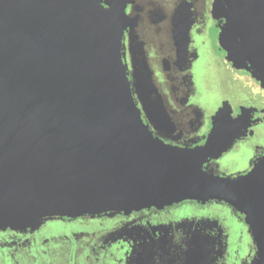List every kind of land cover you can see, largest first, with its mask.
I'll use <instances>...</instances> for the list:
<instances>
[{"label": "water", "instance_id": "1", "mask_svg": "<svg viewBox=\"0 0 264 264\" xmlns=\"http://www.w3.org/2000/svg\"><path fill=\"white\" fill-rule=\"evenodd\" d=\"M124 8L0 0V230L215 200L243 215L264 264V153L234 178L202 170L251 135L264 110L234 115L223 101L193 148L154 137L122 60ZM210 14L223 60L264 91V0H213Z\"/></svg>", "mask_w": 264, "mask_h": 264}, {"label": "flooded vegetation", "instance_id": "2", "mask_svg": "<svg viewBox=\"0 0 264 264\" xmlns=\"http://www.w3.org/2000/svg\"><path fill=\"white\" fill-rule=\"evenodd\" d=\"M212 1L125 0L130 27L122 36V60L132 95L153 136L168 145H202L211 128L210 119L206 122L204 111L192 102L196 96L193 66L199 50L211 55L223 90L225 80L233 76L241 84L229 86L238 98L237 106L254 107V117L263 118L259 111L264 110V91L247 73L232 69L217 50ZM258 125L264 137V120L246 137L253 136ZM246 137L218 159L204 163L202 170L228 178L250 170L264 147L254 146L255 156L247 169L225 175L221 165L223 156L235 151V144ZM52 224L65 228L52 229ZM61 251L63 264H257L256 247L243 215L215 200H183L127 213L54 217L34 229L0 230V264H54V256Z\"/></svg>", "mask_w": 264, "mask_h": 264}, {"label": "rangeland", "instance_id": "3", "mask_svg": "<svg viewBox=\"0 0 264 264\" xmlns=\"http://www.w3.org/2000/svg\"><path fill=\"white\" fill-rule=\"evenodd\" d=\"M199 51V57L196 62H194L193 66V82L196 89V96L192 102L204 111L203 115L206 122L209 121L212 114H214L223 101H227L233 111L237 112L238 108L241 106H237L238 98L235 97L229 86L231 84H238V86L241 87V84L239 82H235L237 79L233 76L230 80H225L224 84L226 89L223 90L221 86L223 82L220 80V77L214 68V61L212 60L211 55H208V53L204 50ZM249 82L252 89L256 91V94H260L261 90L253 82H251V80ZM259 126L260 125L254 127L253 136L246 137V139L238 141L234 146V149L236 148L235 151H230V153H227L225 157L223 156L221 159V165L223 168L222 172L225 175H231L238 171L247 169L248 163L255 156L254 146L264 147V137L261 134ZM250 146L253 148H250ZM78 224L79 223H76V225ZM49 227L52 229L65 228L62 224H52ZM54 259V264H63L64 256L62 251L58 252L54 256Z\"/></svg>", "mask_w": 264, "mask_h": 264}]
</instances>
